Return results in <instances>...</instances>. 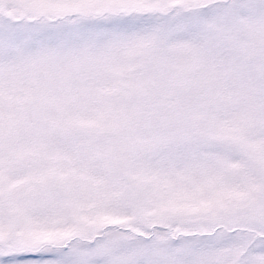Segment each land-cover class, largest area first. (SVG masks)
Returning a JSON list of instances; mask_svg holds the SVG:
<instances>
[{"label":"snow or ice","instance_id":"obj_1","mask_svg":"<svg viewBox=\"0 0 264 264\" xmlns=\"http://www.w3.org/2000/svg\"><path fill=\"white\" fill-rule=\"evenodd\" d=\"M0 264H264V0H0Z\"/></svg>","mask_w":264,"mask_h":264}]
</instances>
